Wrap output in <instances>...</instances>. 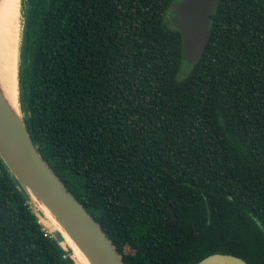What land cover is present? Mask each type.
<instances>
[{"label":"trees","instance_id":"obj_1","mask_svg":"<svg viewBox=\"0 0 264 264\" xmlns=\"http://www.w3.org/2000/svg\"><path fill=\"white\" fill-rule=\"evenodd\" d=\"M175 1L22 0L25 127L125 264H264V0H218L193 65ZM0 264H76L1 159Z\"/></svg>","mask_w":264,"mask_h":264},{"label":"water","instance_id":"obj_2","mask_svg":"<svg viewBox=\"0 0 264 264\" xmlns=\"http://www.w3.org/2000/svg\"><path fill=\"white\" fill-rule=\"evenodd\" d=\"M217 3L218 0H177L167 11L171 23L181 34L182 58L189 65L195 64L205 50L211 32L209 16ZM0 159L29 198L32 207L52 223L41 209L40 204L43 205L90 264H125L100 224L83 208L36 150L23 121L19 91L17 114L8 107L0 92ZM62 231L56 227L54 229L66 244ZM64 247L72 252L67 244ZM197 264L246 263L231 255L213 254Z\"/></svg>","mask_w":264,"mask_h":264},{"label":"bare ground","instance_id":"obj_3","mask_svg":"<svg viewBox=\"0 0 264 264\" xmlns=\"http://www.w3.org/2000/svg\"><path fill=\"white\" fill-rule=\"evenodd\" d=\"M21 33L20 0L0 1V92L14 114L18 110V64ZM45 215L56 229L62 231L55 218L40 204ZM64 242L72 249L74 258L80 264H90L67 234Z\"/></svg>","mask_w":264,"mask_h":264},{"label":"rangeland","instance_id":"obj_4","mask_svg":"<svg viewBox=\"0 0 264 264\" xmlns=\"http://www.w3.org/2000/svg\"><path fill=\"white\" fill-rule=\"evenodd\" d=\"M21 20H22V18H21ZM20 40H21V33H20ZM39 219L42 222V224L48 229L49 232H54L55 226L52 223H50V221H48L47 219H45L44 216L42 217L40 215H39ZM63 245L65 246L66 244H63ZM124 252L125 253H128L129 252V249L128 248H125L124 249ZM72 256H73V254H72ZM73 258H74V256H73ZM75 262H76V264H80L76 259H75Z\"/></svg>","mask_w":264,"mask_h":264}]
</instances>
